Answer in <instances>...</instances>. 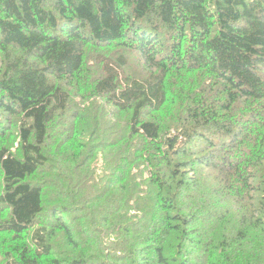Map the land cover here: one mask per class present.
Here are the masks:
<instances>
[{"label": "trees", "instance_id": "trees-1", "mask_svg": "<svg viewBox=\"0 0 264 264\" xmlns=\"http://www.w3.org/2000/svg\"><path fill=\"white\" fill-rule=\"evenodd\" d=\"M0 248L264 264V0H0Z\"/></svg>", "mask_w": 264, "mask_h": 264}, {"label": "rangeland", "instance_id": "rangeland-1", "mask_svg": "<svg viewBox=\"0 0 264 264\" xmlns=\"http://www.w3.org/2000/svg\"><path fill=\"white\" fill-rule=\"evenodd\" d=\"M207 184V185H209V187L212 189V185L210 184V183H208V181H207V179L206 178H203L202 179V183L201 182H199V184H198V188H202V187H204V184ZM185 200V197H183L182 198V202ZM1 248H0V264H3V259H4V257L2 256V253H1Z\"/></svg>", "mask_w": 264, "mask_h": 264}]
</instances>
